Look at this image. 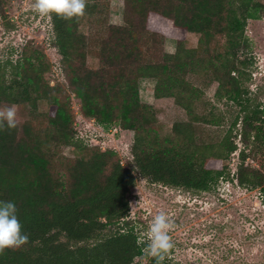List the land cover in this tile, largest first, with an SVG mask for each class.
Masks as SVG:
<instances>
[{"label":"trees","instance_id":"16d2710c","mask_svg":"<svg viewBox=\"0 0 264 264\" xmlns=\"http://www.w3.org/2000/svg\"><path fill=\"white\" fill-rule=\"evenodd\" d=\"M113 1L87 0L85 14L71 20L53 14L51 42L83 118L134 133V169L112 149L83 146L72 95L45 81L43 52L0 65V107L28 105L41 118L37 127L0 130V200L15 202L29 235L25 246L0 252V264H134L141 257L155 264L129 219L139 178L209 192L231 176L238 136L245 148L235 180L264 195V108L248 86L254 62L246 35L249 21L264 19V0H122L123 25L109 22ZM190 34L198 36L196 47L187 44ZM168 39L176 42L173 54L165 51ZM89 56L96 67L88 66ZM201 77L217 85L214 100L193 84ZM146 79L156 82V100L174 99L188 115L168 136L141 101ZM203 124L215 140L198 142ZM65 147L89 155L65 157ZM251 147L262 153L259 169L247 164ZM164 264H172L169 253Z\"/></svg>","mask_w":264,"mask_h":264},{"label":"rangeland","instance_id":"374dc122","mask_svg":"<svg viewBox=\"0 0 264 264\" xmlns=\"http://www.w3.org/2000/svg\"><path fill=\"white\" fill-rule=\"evenodd\" d=\"M35 0H3L0 5V65L13 63L25 56L43 52L49 71L44 79L51 87L59 86L72 95V107L77 115L75 129L80 132L83 146L95 149L98 145L116 151L123 164L134 169L131 148L134 133L122 131L113 126H99L86 121L80 112V101L71 93L62 57L52 46V25L50 16H40L34 9ZM109 22L112 25L124 24L125 3L115 0L111 3ZM82 30L89 33L90 23ZM246 35L252 46V80L248 84L256 104L264 108V19L251 20ZM198 36H188V46L193 48ZM167 53H175L176 42L168 39L165 43ZM97 60L88 57V66L93 68ZM9 71V70H8ZM9 73V72H8ZM192 82L205 92L207 98L214 100L217 85L206 77L193 78ZM156 82L146 79L140 82V97L144 104L154 108L158 119V129L162 136L172 134L176 123L188 121L186 111L174 99L156 100ZM12 104L3 102L1 109ZM221 109L225 103L218 104ZM43 105L41 110H45ZM204 109L203 105L199 108ZM17 124L22 128L25 123L34 127L40 125L38 112L28 105L16 106ZM242 128H238V130ZM236 131V134L238 133ZM213 130L203 125L197 129L198 142L216 139ZM238 151L228 163L231 176L221 179L209 192L188 193L153 184L139 178L137 186L130 194V220L134 223L140 243L147 247V229L152 219L164 212L169 215L174 227L169 235L174 247L169 251L172 264H264V195L260 190L249 191L241 188L235 180L240 152L245 148L240 136L236 139ZM253 152L247 164L259 169L263 161L262 153ZM61 154L69 158L89 155L75 148L65 147ZM219 167V164H216ZM148 259L141 257L134 264H147Z\"/></svg>","mask_w":264,"mask_h":264},{"label":"clouds","instance_id":"9594fccd","mask_svg":"<svg viewBox=\"0 0 264 264\" xmlns=\"http://www.w3.org/2000/svg\"><path fill=\"white\" fill-rule=\"evenodd\" d=\"M86 3L87 0H35L33 9L40 16L54 14L59 18L71 20L85 14ZM16 127V105L0 109V130ZM173 227L169 215L164 212L156 215L148 226V244L144 252L155 260V264H164L167 254L174 247L169 235ZM28 242L29 235L23 231L15 202L0 200V252L21 248Z\"/></svg>","mask_w":264,"mask_h":264}]
</instances>
